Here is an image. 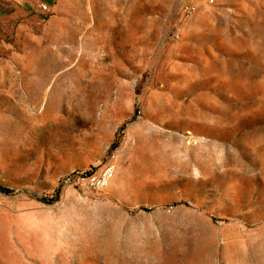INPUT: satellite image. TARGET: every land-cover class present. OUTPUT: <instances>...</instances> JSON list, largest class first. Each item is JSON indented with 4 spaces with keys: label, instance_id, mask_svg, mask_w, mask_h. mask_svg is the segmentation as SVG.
I'll return each instance as SVG.
<instances>
[{
    "label": "rangeland",
    "instance_id": "rangeland-1",
    "mask_svg": "<svg viewBox=\"0 0 264 264\" xmlns=\"http://www.w3.org/2000/svg\"><path fill=\"white\" fill-rule=\"evenodd\" d=\"M0 186V264H264V0H0Z\"/></svg>",
    "mask_w": 264,
    "mask_h": 264
},
{
    "label": "built area",
    "instance_id": "built-area-1",
    "mask_svg": "<svg viewBox=\"0 0 264 264\" xmlns=\"http://www.w3.org/2000/svg\"><path fill=\"white\" fill-rule=\"evenodd\" d=\"M42 9L49 10L46 4L40 5ZM196 6L185 5L182 8L184 16L193 14ZM116 172V165L112 162L103 166L100 170H86L73 172L64 177V184L74 187L81 192H92L96 194L104 193L110 186Z\"/></svg>",
    "mask_w": 264,
    "mask_h": 264
},
{
    "label": "trees",
    "instance_id": "trees-1",
    "mask_svg": "<svg viewBox=\"0 0 264 264\" xmlns=\"http://www.w3.org/2000/svg\"><path fill=\"white\" fill-rule=\"evenodd\" d=\"M0 192L4 194H10L12 191L6 187L0 186Z\"/></svg>",
    "mask_w": 264,
    "mask_h": 264
}]
</instances>
